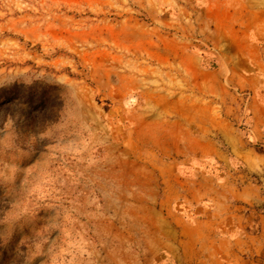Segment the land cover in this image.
<instances>
[{
  "label": "rangeland",
  "instance_id": "obj_1",
  "mask_svg": "<svg viewBox=\"0 0 264 264\" xmlns=\"http://www.w3.org/2000/svg\"><path fill=\"white\" fill-rule=\"evenodd\" d=\"M252 99L264 0H0V264H176L162 220L231 197L193 148Z\"/></svg>",
  "mask_w": 264,
  "mask_h": 264
},
{
  "label": "crops",
  "instance_id": "obj_2",
  "mask_svg": "<svg viewBox=\"0 0 264 264\" xmlns=\"http://www.w3.org/2000/svg\"><path fill=\"white\" fill-rule=\"evenodd\" d=\"M250 80V84L254 82L252 77ZM250 109V141L232 135L216 146L200 142L199 147H192L199 151L198 159H213L224 164L225 173L211 175L196 167L197 175L231 197L209 204L194 203L193 219L177 220L182 225L186 223L184 228L189 229H173L167 219L162 220L158 243L176 264H187L184 256L190 252V264H264V192L261 190L264 187L250 177L255 174L264 179V144L261 143L264 141V103L252 99ZM218 132L226 134L228 129L218 128ZM206 151H212L214 156L206 155ZM229 155L245 164V170L232 171ZM153 233L157 234L155 229Z\"/></svg>",
  "mask_w": 264,
  "mask_h": 264
},
{
  "label": "trees",
  "instance_id": "obj_3",
  "mask_svg": "<svg viewBox=\"0 0 264 264\" xmlns=\"http://www.w3.org/2000/svg\"><path fill=\"white\" fill-rule=\"evenodd\" d=\"M39 102L38 103H43L45 102V100H47V96L46 93H43L41 95V97H39L37 99ZM229 159L231 162V165L233 164L231 170H242L244 168V164L240 161H237L235 159H233V155H229ZM196 161V165L197 167H199L201 170L205 171L207 174H216L217 172L219 173H225L226 172V167L224 166V164L218 160H213V159H198V157L196 156L194 158ZM218 174V173H217ZM216 174V175H217Z\"/></svg>",
  "mask_w": 264,
  "mask_h": 264
}]
</instances>
